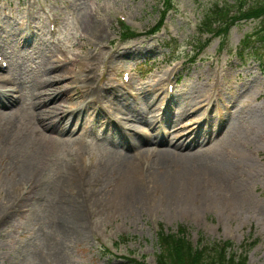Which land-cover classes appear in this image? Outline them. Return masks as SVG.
Masks as SVG:
<instances>
[{"label":"rangeland","instance_id":"rangeland-1","mask_svg":"<svg viewBox=\"0 0 264 264\" xmlns=\"http://www.w3.org/2000/svg\"><path fill=\"white\" fill-rule=\"evenodd\" d=\"M217 1L222 3L0 0V52L6 54L24 95L18 106L0 109V264H129L128 258L157 264L161 224L167 230L184 226L195 244L199 240L212 245L231 238L235 240L231 252H247L248 264H264V58L250 47L244 49V58L228 53L229 48L242 46L249 34L256 39L264 36L258 32L264 28V16L239 18V11L230 4L233 0H223L226 10L235 14L229 35L209 36L202 20ZM164 13L165 21L156 29ZM133 28L137 34L123 33ZM29 29L33 43L26 39ZM28 43L33 47H25ZM170 82L175 87L171 91L167 89ZM95 87L102 88L103 98L94 107L103 103L109 119L85 110L90 108L88 99ZM141 98L161 109L153 112L142 105L143 109L134 103ZM197 99L204 103L196 105ZM132 104L142 116L152 111L153 117L146 118L155 124L132 121L126 114L137 113L130 111ZM76 106L86 112L83 118L74 110ZM59 107L74 111L66 122L79 123L75 132L66 130L70 139L54 148L48 159L41 148L43 141L33 138L43 132L55 136L46 124L64 123L60 113L50 116L47 110ZM184 107L175 126L182 129L195 121L194 136L203 129L209 133L217 121L222 126L211 137H217L228 123L240 129L244 143L229 148L227 154L230 168L235 167L231 174L237 191L215 188L213 180L201 172L192 193L181 190L180 183L186 181L182 178H174L171 188L150 155H137L128 178L118 163L115 166V157L121 155L115 145L123 139L121 134L107 136V131H115L117 118L137 123L142 136V128L158 131L159 117L166 122L170 116L173 123L172 114ZM5 111L20 112L17 118L23 130L6 121ZM152 146L149 151L156 153L159 146ZM38 166L41 171L34 169ZM68 175L74 180L61 189V179ZM125 179L139 194L130 201L121 193ZM70 201L79 204L82 229L71 215Z\"/></svg>","mask_w":264,"mask_h":264},{"label":"bare ground","instance_id":"bare-ground-1","mask_svg":"<svg viewBox=\"0 0 264 264\" xmlns=\"http://www.w3.org/2000/svg\"><path fill=\"white\" fill-rule=\"evenodd\" d=\"M26 37H28V36H26ZM89 67H90V65L86 66V68H89ZM91 67L89 69L90 73H91ZM49 77L50 78H55L56 75L55 76H51L50 75ZM58 77H60V76H58ZM1 83H8L7 78H6V76L4 74L0 75V84ZM93 91H95V94H93V97L91 96V98L88 99V102H89L88 105L90 106L91 109L85 107V110H86V112L88 114L91 112V115H93V113H94V115L97 118L99 117V118H104L105 119V117H104L105 116L104 113L106 112L105 109H104L105 105L102 103L101 105L94 107L97 102H102V98H103L102 88L95 87ZM87 92H91V90H88ZM89 96H90V94H89ZM11 101H12V99H10L8 97L7 92L0 89V109L5 107V106L6 107L9 106ZM48 101H50V100H48ZM203 103H204V101H200V100H199V103H198V99H197L196 105L199 106V105H202ZM111 104L113 106V103H111ZM144 105H146L147 109H152L153 112L155 110L157 111V109L158 110L161 109V107L159 105H156L152 101H151V103L145 102ZM59 106L60 107L62 106L65 109L63 104H60ZM60 107L58 109H54V110L52 108L50 110H47V112L49 113L50 116H52L53 114L56 115V114L60 113L59 116H60V119L63 121L64 125L60 124V123L58 125H54V123H52V125L46 124V126H45L46 128L50 127L51 128L50 131L52 133L56 132L58 137L56 136V134H55L56 137L53 134H49L48 136H46L44 134V132L42 134H44L45 137L42 134H41L40 137H34V138L31 137V138H33L35 140L43 141L44 145L41 148L44 151V157H46L48 159L51 158V152H52V150L54 148H57L60 144L62 146L63 142H65L68 139H70L69 137H66V135H65L66 130H70L71 132H73L74 129L76 128V126H78V123H79V122H76L75 125H74V124H69L68 122H66L65 119L67 118L66 116L68 115V113H69V115H68L69 117H73L72 113H74V111H69V112L68 111H66V112L60 111L61 110ZM113 107L117 108L115 106H113ZM131 107H132L131 110H130V108H126V109L128 111L129 110L130 111L134 110V111L137 112L136 114L130 112L132 117L134 118V121L137 120V123L140 122V123H147L148 124L150 122L149 124H152V125L155 124V121L151 123V121L149 119V118L153 117V116H151V114L149 115V118H146L145 116L141 115V111H140L138 106H136L135 104H132ZM165 107H168V104ZM182 109L183 108H181V110L179 112L177 110V112L175 113V117L173 118V123H172V118L170 116L166 117V123L169 125V128L166 131V134L165 135H163L162 133L159 134L160 132L156 131L154 133L155 136L150 141H148L143 136V134L141 136L140 134L137 133V123H126V122L122 121L121 119L119 120V118H117L119 121L117 123L118 127L115 129V131L114 132L109 131V130L107 131V136H110L109 134L113 133L112 134V138H113V135L120 136V134H121L122 135L121 139H123V140H121L119 142H116L117 144L115 145L117 147V149L119 148V150L121 151L120 153H118V151L116 149V152L118 153L117 155H119V154H121V155L119 157H115V166L118 163V165L120 166V169L122 170L123 174L128 178L132 174V172H134L133 171L134 163H135L136 159L138 158V156L136 155V151H137V154H141V155L145 154V155H150L151 156V159H153L152 160V164L154 166H156V167L159 166V172L162 174L164 180H166L165 183L166 184L168 183L167 185H169V187H171V188L173 187V184H174V181H173L174 178H175V180H177L178 178H182V180L186 179L185 182L189 181L191 184L189 185V183H188L186 185L185 182H181L180 184H183V185H179V187H181V190H185V191H189V192L191 191V193H192V186H194V185H196L198 183L197 179H196L197 178L196 175H197V173L200 174V172H201L203 174V177L206 176V177H209V178H211L213 180L212 185L215 186V188L217 186H220V187L222 186V187H229V189H232L231 191H237L238 190V185L233 181V176L231 174L233 171H235V167H231L230 168L231 165L228 162L227 154H229V151H230L229 148H231V147L237 148V147H239L238 146L239 143L243 142V141L241 142V140H242L241 135L242 134H240V132H241L240 129L238 127L236 129L235 127L232 126V124L228 123L227 125L225 124L226 125L225 128L223 129V131L220 134L217 135V137H211L218 130V128H220L222 126V125H220L221 123H219L217 121L215 123H212L211 130L209 131V133L206 132V129H203L202 132L198 133L199 135L196 134V136H194L193 133L195 132V129H194L195 128L194 124L196 123L195 121L192 122L193 124L192 123L189 124V125L192 124L191 126H184L183 125L182 129L175 126V125L178 124L179 118H181L184 115L183 111H185V107H184L183 110ZM74 110H78L77 113L82 118L84 117V114L86 113V112L83 111L84 110L83 108L79 109L78 106H76L74 108ZM152 111H150V112L153 115ZM16 112H18V111H16ZM16 112H14V111H5L4 114L7 115L6 116L7 117L6 121H8V123H10L11 126H14L17 130H23L22 129V127H23L22 125L23 124H21V121L19 120V118H17V115L20 114V112L19 113H16ZM37 113L39 114V112H37ZM43 116H45V115H43ZM213 117H215V115H213ZM210 118L212 120V116ZM158 119L159 118H157L156 121ZM98 121H102L103 124L106 123L105 121L100 120V119ZM207 122L208 121L205 120L203 125H205ZM47 123H49V122H47ZM86 126H88V125H86ZM157 127H158V125H157ZM154 130H156V127H154ZM33 132H35V131H33ZM163 136H165L164 140H163ZM168 136L171 137V140H170L169 143L166 142V139H168ZM70 137H72V136H70ZM153 144H156V145L160 146V148L157 150L156 153L150 152L151 149H149V147L152 146ZM132 148H134L135 153L131 152ZM238 152H240V151L238 150ZM241 153H242V151H241ZM151 159H150V161H151ZM138 160H142V158L138 159ZM32 163H34V162H32ZM144 164L146 165V163H144ZM43 168H44V164H43ZM145 168H147V167H145ZM34 169L36 171H41L42 166H38V168H34ZM68 173L70 175H72L71 172H68ZM141 175H142V173H141ZM142 177H143V175H142ZM73 180L74 179L71 178L69 175H68V179L63 177L61 179V182H60V188L62 189V188L67 187L68 183L72 182ZM201 181H202V179L199 180V183H201ZM210 182H212V181H210ZM210 182L208 181V184ZM202 185H204V184H202ZM212 185H209V186H212ZM34 189H37V188H34ZM217 189H218V187H217ZM121 193L123 194V196L128 201L132 200L133 198H136L135 194L139 195L137 193V189L134 186H132L131 183L128 182V179H125L124 183L121 185ZM196 195H197V193H196ZM146 196H149V195H146ZM196 198H197V196H196ZM146 199L147 198H145V200ZM70 203H71V215L73 216V218L75 220L80 221V224L82 225V227H81V229H82L84 227L83 226V215L81 214V209L79 207V204L73 203L72 201H70ZM226 205H227V203H226ZM83 232L84 231H82L81 234ZM79 235H80V233H79Z\"/></svg>","mask_w":264,"mask_h":264},{"label":"trees","instance_id":"trees-1","mask_svg":"<svg viewBox=\"0 0 264 264\" xmlns=\"http://www.w3.org/2000/svg\"><path fill=\"white\" fill-rule=\"evenodd\" d=\"M228 2V0H226ZM230 3V2H229ZM231 6L238 10L244 17L264 16V1L257 0L250 3L249 0H233ZM229 11V10H228ZM228 12L222 6H215L204 15V28L211 33L225 34L229 31L230 19ZM264 34V28L258 32ZM244 47H250L262 60L264 58V43L257 42L249 34L243 41ZM161 228L157 233V240L160 244V251L157 253V264H248V255L231 252L230 247L235 242L231 239L218 240L209 245L203 241L194 245L189 236L188 229L180 226L178 230H167ZM129 264H146L132 258H128Z\"/></svg>","mask_w":264,"mask_h":264}]
</instances>
